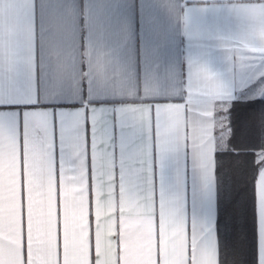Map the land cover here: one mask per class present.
Listing matches in <instances>:
<instances>
[{"label": "crops", "instance_id": "1", "mask_svg": "<svg viewBox=\"0 0 264 264\" xmlns=\"http://www.w3.org/2000/svg\"><path fill=\"white\" fill-rule=\"evenodd\" d=\"M260 84L264 0H0V264H221L219 124Z\"/></svg>", "mask_w": 264, "mask_h": 264}, {"label": "trees", "instance_id": "2", "mask_svg": "<svg viewBox=\"0 0 264 264\" xmlns=\"http://www.w3.org/2000/svg\"><path fill=\"white\" fill-rule=\"evenodd\" d=\"M253 100H236L223 114L226 124L218 131L216 149V180L219 219L217 221L221 264H247L252 253L246 252L242 241H251L256 231L253 188L264 158V110L249 108ZM222 118V119H223ZM223 131V132H222ZM224 134V135H223ZM223 135V136H222ZM239 193L243 199L234 201ZM244 210L241 217L240 211ZM243 222L245 232L236 230L232 240L227 229Z\"/></svg>", "mask_w": 264, "mask_h": 264}, {"label": "snow or ice", "instance_id": "3", "mask_svg": "<svg viewBox=\"0 0 264 264\" xmlns=\"http://www.w3.org/2000/svg\"><path fill=\"white\" fill-rule=\"evenodd\" d=\"M249 108H256L259 107L260 109L264 110V98H257L253 102L248 104ZM253 197H254V211L257 217V228L253 235V238L251 241H247L245 238L244 241L241 243L243 244V247L245 248L246 252H251L252 256L251 259L247 261V264H259V252L264 249V220L260 217V208H259V201L258 196L255 191V185L253 188ZM243 199V197L237 193L233 196L234 201H238ZM241 217L244 215V210L241 209L240 211ZM217 219H219V210H217ZM239 230L240 232L246 231V226L243 222H241L239 225H232L227 229L226 236L229 239V241L232 240L233 233Z\"/></svg>", "mask_w": 264, "mask_h": 264}, {"label": "rangeland", "instance_id": "4", "mask_svg": "<svg viewBox=\"0 0 264 264\" xmlns=\"http://www.w3.org/2000/svg\"><path fill=\"white\" fill-rule=\"evenodd\" d=\"M261 88V90L257 93V94H254L253 96H250V97H263L264 98V84H260L259 86ZM226 124V118L224 117L222 119V121H220V124H219V127L220 129ZM223 132V131H222ZM224 135V134H223ZM222 135V136H223ZM264 158V153L263 152H260L258 153V160H262Z\"/></svg>", "mask_w": 264, "mask_h": 264}]
</instances>
